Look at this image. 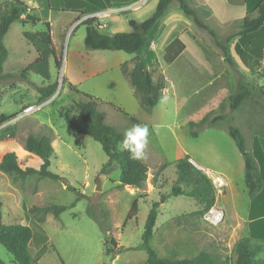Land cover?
<instances>
[{
  "label": "rangeland",
  "instance_id": "374dc122",
  "mask_svg": "<svg viewBox=\"0 0 264 264\" xmlns=\"http://www.w3.org/2000/svg\"><path fill=\"white\" fill-rule=\"evenodd\" d=\"M12 1L0 0V14L10 13ZM154 4L155 0L150 1L135 18L119 13L117 17L105 19L107 28L101 30L106 34L130 33L129 19L144 21L154 12ZM173 4L170 10L177 8L175 14L185 16L179 5ZM189 5L195 8L190 1ZM120 11L123 12L122 9ZM169 16L162 17L163 22L166 23ZM187 19L194 24L191 18ZM53 22V45L56 55L62 58V66L59 70L54 60H50L49 81L34 73H29L25 79L21 77L23 69L36 59V52L23 37V31H44V24H29L23 28L16 22L4 38L9 57L4 66L6 78L0 83V115L14 118L0 126V161L5 152H13L25 165L39 169L42 160L28 154L25 139L29 134L48 136L54 148L49 171L58 180L34 175L21 181L0 171V222L31 226L32 218L26 215L25 207L65 206L67 209L59 218L49 214L46 223L40 226L47 237L50 236L59 255L58 264H62L61 261L64 264H148L142 237L149 212L154 204H158V219L149 242L150 248L159 259L192 260L196 254L189 245L186 228L191 215L198 209V203L190 197L172 195L178 177L175 163L185 157V151H189L205 169L231 178L236 192L248 202L243 154L226 130L207 128L201 123L204 119L227 115V123L242 133L247 152L254 159H259L253 153L261 149L264 157L261 144L264 140V110L260 106L264 102L261 94L264 87L260 86H263L264 75L252 74L244 68L243 73L237 65L234 68L229 66L223 61L214 40L193 25V30L182 35L188 46L187 52L172 64L165 63L161 44L158 47L155 40L149 41L146 49L148 70L155 83L165 80L167 89L159 104L147 109L140 104L121 71L125 62L131 69L135 55L86 49L85 24L65 30L63 26L68 22L67 18L58 16ZM206 24L213 27L209 22ZM156 30L155 27L153 35ZM215 31L221 40L233 34L220 36L218 30ZM164 41L165 36L161 43ZM203 54L207 60L202 58ZM262 71L264 67L260 73ZM222 73L228 82V87L223 83V90L217 81ZM239 82L247 85L253 95L237 111H231L230 96L237 91ZM53 83L58 84L56 93L42 101L36 87ZM86 96L97 101V109L106 124L123 138L125 131L135 125L130 117L149 127L143 158L149 166L147 191L132 193L120 187L121 168L118 163H114L106 173H101L107 162L102 145L89 136L73 132L66 124V108L75 102L85 101ZM32 105L40 108L27 117L19 118L23 108ZM71 115H78L76 117L80 121L76 109H72ZM190 122L197 124L198 137L191 136ZM227 160L232 163L230 171L222 168ZM99 182L101 190L97 191ZM150 184H155V190L148 194ZM135 201L138 202L137 217L126 223ZM231 202L229 199L224 206L227 222L234 218ZM219 204H225L224 200ZM33 227L38 238L42 232L39 227ZM112 240L118 243L119 250L115 249ZM40 247L38 242H33L31 254L34 256L35 249ZM0 259L5 263L12 260V255L1 245Z\"/></svg>",
  "mask_w": 264,
  "mask_h": 264
},
{
  "label": "trees",
  "instance_id": "16d2710c",
  "mask_svg": "<svg viewBox=\"0 0 264 264\" xmlns=\"http://www.w3.org/2000/svg\"><path fill=\"white\" fill-rule=\"evenodd\" d=\"M173 3H177L183 13L192 18L196 27L205 31L214 40L215 46L221 51L224 61L234 68L236 65L230 54L229 43H231L236 35L221 40L215 31L207 26L200 10L191 7L188 0H159L155 11L144 21L138 22L134 19H129L128 23L132 29L130 33L104 34L96 26L97 20L95 18L88 19L83 23L86 25L84 39L86 49L122 51L130 55H135L132 59L131 69H128V62H125L121 65V71L133 88L134 94L140 104L147 109L156 107L167 89L166 81L155 83L152 74L148 70V55L146 53L148 38L160 18ZM10 6V13L0 18V83L6 78L3 72V66L9 57V51L4 44V38L10 31L11 26L16 22H21L24 28L29 24L33 26L39 23L44 24V31H23V37L33 47L37 57L23 69L21 77L25 79L29 73H34L41 76L44 80L49 81L51 78L50 60H54L57 69L60 70L62 66V58L56 55L53 45L50 22L32 15L30 8L21 1H14ZM24 14L25 17L22 18ZM82 17H78L76 21ZM263 25L264 5L260 7V15L258 18H246L244 20L242 31L237 36L243 37L250 35L262 28ZM185 48V44L179 38H175L164 49L163 59L165 63H174ZM235 52L243 66L250 73L261 74L254 62V58L248 53V50L237 44L235 46ZM146 70H148V74L145 73ZM57 89V83L36 87L42 101L51 98ZM261 94L264 97V90H261ZM252 95L253 91L247 85L239 82L237 91L230 96V110L237 111ZM260 106L264 110V102H261ZM73 108L80 114V121L77 120L76 116L78 115H71ZM118 111L128 116L122 109L118 108ZM64 117L66 124L73 132L89 136L102 145L107 156V162L104 164L101 173H106L108 169L112 168L114 163H118L121 168V187L128 186L139 190L145 189L149 166L143 159L132 160L129 158L130 154L128 151L119 150V144L123 140V137L106 124L103 115L97 109V101L94 98L86 96L85 101L73 103L69 108H66ZM13 118L12 116L1 114L0 126L11 121ZM130 119L135 125L140 124L133 117H130ZM227 119V115H219L211 120L204 119L201 125H205L207 128L224 129L233 139L238 150L244 156L245 184L249 195L253 196L262 186L263 175L261 172L259 174L254 157L246 151L245 139L242 133L238 128L227 123ZM189 126L191 128V136L198 137L199 133L195 130L197 124L190 122ZM261 144L264 147V140L261 141ZM24 146L30 156L36 155L42 160L40 168L34 169L29 167L15 153L5 152L0 161V171L21 181H25L28 177L34 175H38L41 178L58 180V177L49 171L51 158L54 156V148L50 137L29 134L25 139ZM258 162L262 166L264 158ZM175 164L178 177L173 186L172 195L195 199L201 207L200 214H205L216 203L215 189L211 181L203 172L191 164L188 158L179 159ZM157 207L158 204H154L150 210L142 237V248L148 253V264H230L229 259L224 263H219L212 255L204 252L192 260L172 261L159 259L149 246L158 219ZM66 209L65 206L58 205L25 207L26 215L32 218L31 226L18 224L6 225L0 222V245L12 255L14 264H39L40 257L48 250V237L40 226L45 222L49 214H52L55 218H59ZM137 214L138 202L135 201L126 223L136 218ZM34 225L39 227L42 232V235L38 238L33 229ZM33 242H38L39 247L41 246L34 256L30 250ZM112 244L117 247L115 240H112ZM261 249L260 246L254 245L249 239L240 240L235 247L237 259L234 264H264V259L258 258ZM61 263L64 264L63 261ZM0 264L5 263L0 259Z\"/></svg>",
  "mask_w": 264,
  "mask_h": 264
},
{
  "label": "crops",
  "instance_id": "0c3cea01",
  "mask_svg": "<svg viewBox=\"0 0 264 264\" xmlns=\"http://www.w3.org/2000/svg\"><path fill=\"white\" fill-rule=\"evenodd\" d=\"M14 1L23 2L30 8V13L32 15H35L44 21L50 22L51 30L53 28L54 18H58V16L59 17L63 16L67 18L68 22L66 23V25L63 26L64 29L66 30L70 26H73V24L76 22V19L78 17L80 16L85 17L93 14L99 15L97 16V18H95L97 20L96 26L100 25L103 27V29L107 28V25L104 21L105 19L117 17L119 13L129 14L130 17L132 15L135 18V16H138L140 12L143 10V8L146 7L152 0H14ZM158 1L159 0H155V4H154L155 9L158 4ZM189 1L193 4L195 8L200 10V12L204 17L205 23L209 22L213 24V27H210L209 25L207 26H209L214 31L218 30L220 36H224L226 33L227 34L233 33L227 36L226 38L232 35H236L234 41L232 42V45L229 47L232 50L230 51V54L234 60L235 65H237L239 69L243 71V73L245 72L244 69L246 70L248 69L243 66L238 55L235 52V46L237 44L241 45L244 49L248 50V53L254 58V62L259 72L263 69L264 25L258 31L250 35L243 37L237 35L242 31V24L246 18L256 19L259 17L260 7L264 5V0H189ZM170 7L166 12L168 15L170 14L166 23L163 22L162 20L163 19L162 17L167 15L165 13L155 26L157 30L154 33L156 34L153 35V30L150 33L147 43L148 48L150 43L149 41L151 40H155L154 43H156L158 47H160L161 44V48L163 51L175 38H179L185 44L182 35L190 32V30H193L192 27L195 24H191L189 22L190 20L187 19L188 16L178 15L177 13L175 14V10L177 8L175 10H170L172 9ZM120 9H122L123 12H121ZM2 14H0V18L3 16ZM24 17L25 14L22 15V18ZM15 24L16 23H14V25ZM100 31L103 33L102 30ZM194 33H198V32H194ZM194 33H192L191 35L194 39H196L195 38L196 36L195 37L193 36ZM215 33L217 34V31H215ZM113 34H116V32L107 35H113ZM164 36H165V41L161 43V39ZM147 47L146 49H148ZM185 47H186L185 50L178 58L183 57L187 52L188 46L186 44ZM219 53L221 54V51H219ZM202 58L203 59L205 58L204 54ZM4 66H3V72H4ZM4 75L6 76L5 73ZM217 81H219V88H221L222 90L224 89L222 87L223 83H225L226 85L228 84L227 80L224 78L223 73L218 75ZM260 86L264 87V82H263V86L262 85ZM262 151L263 150L260 149L259 152L253 153L255 155L257 154L259 158V159L255 158V160H256V168L259 174L261 172L263 175L262 186L260 190L257 193H255V195L253 196L249 195L250 200L248 202L244 200V198L240 195L239 192H236V186L231 178H229L228 176H227L228 178H225L224 177L225 175L223 176V174L215 173L209 171L208 169H205L203 166L199 165L195 161V159L191 156L189 151H185L184 158H188L189 160H192L194 163L196 162L200 168L204 169L207 172H212L214 174L222 175L227 181V187L225 189L224 194L220 196L216 195V203L214 206L216 208L221 209L224 212L225 216L223 223L217 228H211L210 225L204 220L203 218L204 214L203 215L200 214L201 207L199 204L197 211L191 215V220L187 222L186 232L189 238V245H191V247L195 251L196 254L195 257L199 256L201 253L204 252L212 255L219 263H224L226 260L229 259V263L234 264L237 259V255L235 253L236 244L242 239H249L254 245L260 246L262 248L261 252L258 254V258L264 259V162L262 166L258 162L260 159L264 158L262 157L263 156ZM222 168L225 171H230L232 168V163L229 160H227L225 162V165L222 166ZM244 182H245V177H244ZM150 186L151 189L148 192V194L155 190V184L154 185L150 184ZM124 188L128 189L129 191H132V193H136L138 191H144V192L147 191L146 190L147 187L144 190L134 189L128 186H125ZM229 199L232 201L231 209L234 218L233 221L227 222L224 206H227L226 202ZM221 200H224L225 204H219ZM46 221L47 218L43 223V225L46 223ZM47 247L48 250L40 257L38 263L58 264L59 255L56 254L53 244L50 241L49 235H48ZM115 249L116 250L120 249L118 243ZM35 251L37 253L38 249L36 248ZM8 262L10 264H14L13 257L12 260L9 259ZM9 263H5V264H9Z\"/></svg>",
  "mask_w": 264,
  "mask_h": 264
},
{
  "label": "built area",
  "instance_id": "2783aa9c",
  "mask_svg": "<svg viewBox=\"0 0 264 264\" xmlns=\"http://www.w3.org/2000/svg\"><path fill=\"white\" fill-rule=\"evenodd\" d=\"M103 14V13H102ZM97 14H93V15H89V16H85L80 18L79 20H77L72 28L77 27L80 24H83L86 20L91 19V18H97ZM105 16V15H103ZM101 16V17H103ZM98 28L101 30L103 29L102 26H98ZM40 107L39 106H28L25 109H23V111L19 114V118L21 117H27L29 115H31L32 113H34L36 110H38ZM12 121V120H11ZM191 164H193L198 170H200L201 172H203L207 178L211 181L214 189H215V194L220 196L222 194H224L225 189L227 187V181L226 179L220 175V174H214L212 172H207L204 169L200 168L199 166H197L192 160H189ZM224 212L216 207H212L210 210H208L204 215L203 218L204 220L211 226L214 227H218L220 226L223 221H224Z\"/></svg>",
  "mask_w": 264,
  "mask_h": 264
},
{
  "label": "clouds",
  "instance_id": "9594fccd",
  "mask_svg": "<svg viewBox=\"0 0 264 264\" xmlns=\"http://www.w3.org/2000/svg\"><path fill=\"white\" fill-rule=\"evenodd\" d=\"M149 127L147 125L136 124L127 129L124 138L119 144L121 151H128L130 159L141 160L144 158V149L148 144Z\"/></svg>",
  "mask_w": 264,
  "mask_h": 264
},
{
  "label": "water",
  "instance_id": "95a60500",
  "mask_svg": "<svg viewBox=\"0 0 264 264\" xmlns=\"http://www.w3.org/2000/svg\"><path fill=\"white\" fill-rule=\"evenodd\" d=\"M145 73L148 74V73H149L148 70H146ZM261 74L264 75V71H262ZM65 184L68 185L67 182H66ZM100 190H101V184H100V182H99V184H98V186H97V191H100Z\"/></svg>",
  "mask_w": 264,
  "mask_h": 264
}]
</instances>
